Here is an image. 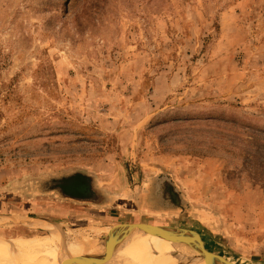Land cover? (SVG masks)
<instances>
[{
    "label": "rangeland",
    "instance_id": "rangeland-1",
    "mask_svg": "<svg viewBox=\"0 0 264 264\" xmlns=\"http://www.w3.org/2000/svg\"><path fill=\"white\" fill-rule=\"evenodd\" d=\"M164 176L201 217L133 203ZM83 179L109 206L48 193L66 183L58 194L76 200ZM0 207L184 228L211 253L264 264V0H0ZM0 238L13 248L0 264L87 261L41 232Z\"/></svg>",
    "mask_w": 264,
    "mask_h": 264
},
{
    "label": "water",
    "instance_id": "water-1",
    "mask_svg": "<svg viewBox=\"0 0 264 264\" xmlns=\"http://www.w3.org/2000/svg\"><path fill=\"white\" fill-rule=\"evenodd\" d=\"M0 227L22 228L35 232L44 233L57 242H66L68 244L80 243L81 247L105 244L109 251L99 259L92 258L87 264H112L118 261L128 259L130 254L124 250L122 246L117 244V238L122 236L129 239L132 234H139L140 240L146 238L158 237L162 242L172 241L177 245L180 243L192 242L199 256L207 262V264H233L225 258L209 252L202 238L194 231L167 225H154L146 223L118 225L112 228L96 227L79 224L76 222L63 221L58 219H50L40 216L11 215L0 214ZM119 230L118 237L110 234L111 231ZM100 234H104L101 236ZM135 239L130 242V246L135 247L139 242ZM123 252L125 254H123Z\"/></svg>",
    "mask_w": 264,
    "mask_h": 264
},
{
    "label": "bare ground",
    "instance_id": "bare-ground-1",
    "mask_svg": "<svg viewBox=\"0 0 264 264\" xmlns=\"http://www.w3.org/2000/svg\"><path fill=\"white\" fill-rule=\"evenodd\" d=\"M202 217H204L206 220L209 219L207 216L204 215ZM212 221L213 223H216V219L213 218ZM118 232L120 233V231L117 229L116 231H111L110 234H113V236L117 238L119 236ZM131 237H135L139 240V243L135 247H132L130 245L123 247V245L125 244L124 237L120 236L117 238V244L122 246V251L125 250L126 253L128 252L130 254V257L123 261H118L117 263L112 264H148L146 261V256L151 253L161 254L165 261H168L170 264H207V262L199 256L198 250L192 242L180 243V245H177L176 242L174 243L172 241L162 242L158 237L149 238L148 236H146V238H143L141 240L139 238V234H132ZM59 244L61 248H72L73 251L80 252V254L83 255L82 259H86L87 261L92 260V258L99 259L109 251L108 246L105 244L93 245L89 247L86 246L87 244L81 247V244L76 242L74 243L76 245L68 244L66 242H60ZM7 250H9L10 252L13 251L12 246L9 245L8 240L0 238V253L4 255ZM123 254L125 253L123 252ZM22 258L25 260L27 258L28 260L30 259L26 264H42V262L45 261V259L41 261L39 257H23L20 255L18 259L13 263L16 264L18 262H22ZM86 262L83 263L82 261L80 262V264H85ZM231 263L237 264L235 262Z\"/></svg>",
    "mask_w": 264,
    "mask_h": 264
},
{
    "label": "trees",
    "instance_id": "trees-1",
    "mask_svg": "<svg viewBox=\"0 0 264 264\" xmlns=\"http://www.w3.org/2000/svg\"><path fill=\"white\" fill-rule=\"evenodd\" d=\"M85 183L86 181H84V179L81 181L79 180V183H77L78 185L75 186L76 190L74 192L78 196V199L76 200L72 197H62L58 195V192L61 191L73 193V191L68 188L69 185L66 183L52 185V192L56 189L58 192H55V197L63 201L68 200L83 204L89 203L92 207L109 206L110 194H106L103 190L95 187L93 181L92 185L90 184L91 188L86 189V187H84ZM90 185L88 184V186ZM142 194H146V197H143ZM133 203L137 205L139 209L145 208L154 212H157L158 210L166 214L174 212L178 215H185L186 217L192 216L194 218L200 216V213H198L196 209L197 207L192 205L191 201L184 197L183 191L176 186L168 176L160 177V179L157 178L150 186L147 185L144 187L143 192L133 200Z\"/></svg>",
    "mask_w": 264,
    "mask_h": 264
},
{
    "label": "crops",
    "instance_id": "crops-1",
    "mask_svg": "<svg viewBox=\"0 0 264 264\" xmlns=\"http://www.w3.org/2000/svg\"><path fill=\"white\" fill-rule=\"evenodd\" d=\"M143 190L144 189H142V191H141V193L143 192ZM55 192H57V191H54V192H48L49 194H51V195H53V196H55ZM59 196H62V197H64L63 195H61V194H58ZM56 198V197H55ZM111 198L112 197H110V201H111ZM57 202H62L63 200H61V201H58V200H56ZM52 210V212H56L57 211V209L56 208H52L51 209ZM60 210V209H59ZM0 214H11V215H15L14 213H10V212H4L3 210H2V207H0ZM57 214L59 215V217H63V216H66L67 214L66 213H62V212H57ZM36 215V214H35ZM51 215H53V214H51ZM36 216H38V214L36 215ZM54 216H56V214H54L53 216H44V217H52V218H54ZM4 227H0V229H3ZM2 239V238H1Z\"/></svg>",
    "mask_w": 264,
    "mask_h": 264
}]
</instances>
